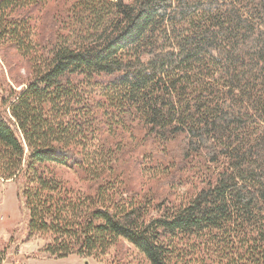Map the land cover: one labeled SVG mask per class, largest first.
<instances>
[{"label": "trees", "instance_id": "1", "mask_svg": "<svg viewBox=\"0 0 264 264\" xmlns=\"http://www.w3.org/2000/svg\"><path fill=\"white\" fill-rule=\"evenodd\" d=\"M0 46L33 70L0 96V177L48 253L264 264V0H0Z\"/></svg>", "mask_w": 264, "mask_h": 264}, {"label": "rangeland", "instance_id": "2", "mask_svg": "<svg viewBox=\"0 0 264 264\" xmlns=\"http://www.w3.org/2000/svg\"><path fill=\"white\" fill-rule=\"evenodd\" d=\"M55 7L57 4L54 1L40 13H36L40 17L38 32H41V35L38 36L42 43H48V39L53 34L50 16ZM32 73L31 64L17 50L11 46H0L1 97L7 98L24 88L31 79ZM126 166L133 171V160H128ZM127 179L133 184L140 185L143 177L140 174H128ZM153 183L155 185L152 190L167 202L175 201L176 196L184 197L189 189L183 186L177 190V195H172L170 186L155 181ZM28 220V211L21 198L20 184L0 177V264H149L143 255L123 240L103 257L71 255L57 258L46 251L48 238L29 234Z\"/></svg>", "mask_w": 264, "mask_h": 264}]
</instances>
